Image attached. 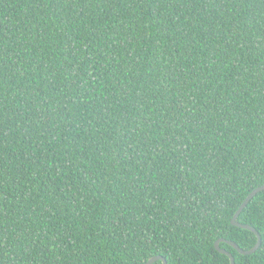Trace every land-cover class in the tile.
<instances>
[{"label":"trees","instance_id":"trees-1","mask_svg":"<svg viewBox=\"0 0 264 264\" xmlns=\"http://www.w3.org/2000/svg\"><path fill=\"white\" fill-rule=\"evenodd\" d=\"M260 185L264 0H0V264H230Z\"/></svg>","mask_w":264,"mask_h":264},{"label":"water","instance_id":"water-1","mask_svg":"<svg viewBox=\"0 0 264 264\" xmlns=\"http://www.w3.org/2000/svg\"><path fill=\"white\" fill-rule=\"evenodd\" d=\"M261 190H264V185H260L256 188H254L245 198V200L242 202V204L240 205V207L238 208L237 212L234 214L233 218H232V224L239 226V227H243V228H247L250 229L252 231H254L258 237V240L256 242V244L251 247L250 249H244L242 248L238 243H236L234 240H230V239H223L220 238L215 242V246L216 249H218L220 252L228 255L230 257V264H235V256L233 255V253L229 250H227L226 248H222L220 246L221 241H226L227 243H229L230 245H232L237 251H239L242 254H250L255 252L261 245V241H262V237L261 234L258 232V230L250 225V224H246V223H242L238 221V217L240 215V213L243 211V209L246 207V205L250 202V200ZM158 259H162L163 260V264H168L167 260L161 256V255H155L150 257L146 262L142 263V264H152L154 263L156 260Z\"/></svg>","mask_w":264,"mask_h":264}]
</instances>
